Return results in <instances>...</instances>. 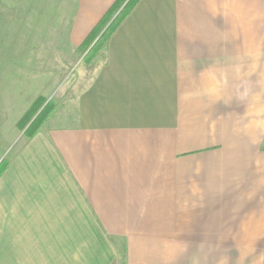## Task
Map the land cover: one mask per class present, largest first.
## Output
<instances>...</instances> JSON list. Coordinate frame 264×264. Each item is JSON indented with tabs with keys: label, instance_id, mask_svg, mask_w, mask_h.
I'll return each instance as SVG.
<instances>
[{
	"label": "crops",
	"instance_id": "0c3cea01",
	"mask_svg": "<svg viewBox=\"0 0 264 264\" xmlns=\"http://www.w3.org/2000/svg\"><path fill=\"white\" fill-rule=\"evenodd\" d=\"M115 1L72 0L43 52ZM74 103L0 176V264H264V0H139Z\"/></svg>",
	"mask_w": 264,
	"mask_h": 264
},
{
	"label": "rangeland",
	"instance_id": "374dc122",
	"mask_svg": "<svg viewBox=\"0 0 264 264\" xmlns=\"http://www.w3.org/2000/svg\"><path fill=\"white\" fill-rule=\"evenodd\" d=\"M26 1L16 0L19 8L11 10L12 0H0V162H8L27 140L25 132L38 124L39 115L36 132L73 124L76 96L88 84L93 66L101 64L98 55L85 63L86 53L75 55L69 49L53 53L56 47L51 46L43 52V40L65 37L67 27L62 28L70 22L72 0H66L65 10L62 0L60 5L59 0H31L29 14ZM42 2L49 7L44 14ZM18 37L41 41L30 60Z\"/></svg>",
	"mask_w": 264,
	"mask_h": 264
},
{
	"label": "trees",
	"instance_id": "16d2710c",
	"mask_svg": "<svg viewBox=\"0 0 264 264\" xmlns=\"http://www.w3.org/2000/svg\"><path fill=\"white\" fill-rule=\"evenodd\" d=\"M138 2L139 0H116L114 2L88 35L80 48L81 55L86 53L84 56L85 63H89L91 59L97 55L100 57L101 62L105 61L107 41L118 25L128 16ZM117 12L118 14L116 15ZM96 67H98V65H94L93 69ZM40 118L41 116L39 115L36 119V123L39 124L41 122ZM38 124H36L34 128L28 129L25 132L26 139L32 138L34 134L37 133L36 129ZM7 165L8 162L4 160L0 162V176L5 171Z\"/></svg>",
	"mask_w": 264,
	"mask_h": 264
}]
</instances>
